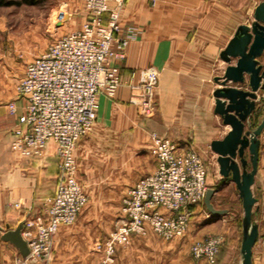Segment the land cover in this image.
<instances>
[{"label":"crops","instance_id":"0c3cea01","mask_svg":"<svg viewBox=\"0 0 264 264\" xmlns=\"http://www.w3.org/2000/svg\"><path fill=\"white\" fill-rule=\"evenodd\" d=\"M259 2L125 1L120 21L136 27L138 33L128 44L126 56L113 61L120 66L123 77L116 95L100 94L95 127L76 146L78 178L89 199L73 224L60 226L50 264H99L104 255L99 244L125 217L121 206L128 188L157 168L150 149L153 131L173 138L182 150L194 146L208 148L217 157L210 143L230 130V125L224 124L214 111L213 90L219 86L214 78L223 74L227 65L220 52L237 27L252 20ZM148 66L158 69L159 82L155 110L146 116L132 101V95L141 69ZM10 101L17 106L15 115L10 113ZM24 105L25 99L18 95L14 84L0 82V224L9 223L11 227L24 218L43 213L45 198L56 191L59 172L54 141L48 142L39 159L21 157L12 150L13 131ZM261 107L256 121L263 114L264 102ZM262 141L253 186L258 197L259 225L264 221V133ZM210 186L217 188L212 198L214 204L216 195L224 188H232L235 200L240 199L242 204L236 184L220 174L209 179ZM217 206L229 212L215 217L205 205L206 209L194 212L188 229L180 237L165 240L151 228L146 235L133 234L129 245L118 248L111 264H180L179 253L188 250L193 240L206 239L230 221L231 207ZM257 246L258 241L253 249V264H262L256 259ZM228 247L222 248L219 264H231ZM21 255L13 243L0 237V264H18ZM183 258L182 264H208L196 259L191 250Z\"/></svg>","mask_w":264,"mask_h":264},{"label":"built area","instance_id":"2783aa9c","mask_svg":"<svg viewBox=\"0 0 264 264\" xmlns=\"http://www.w3.org/2000/svg\"><path fill=\"white\" fill-rule=\"evenodd\" d=\"M82 1L85 21L29 60L16 87L25 105L11 148L21 157L39 159L48 142L54 141L60 160L56 191L45 198L44 215L26 218L23 235L30 253L19 256L18 264L40 257L48 260L60 225L75 222L88 203L78 178L76 146L95 125L100 94L116 95L123 77L113 61L126 56L128 44L138 33L136 27L120 21L126 0ZM158 82V69L148 66L141 69L139 81L133 85L132 101L143 115L155 109ZM9 109L11 114L17 113L15 101L9 102ZM150 149L157 168L130 186L123 197L125 217L107 241L110 260L114 241L129 243L133 233L144 235L151 228L166 240L182 236L195 207L204 202L209 172L194 148L182 150L173 138L153 131ZM224 241L223 234L210 235L192 245V254L214 264Z\"/></svg>","mask_w":264,"mask_h":264},{"label":"water","instance_id":"95a60500","mask_svg":"<svg viewBox=\"0 0 264 264\" xmlns=\"http://www.w3.org/2000/svg\"><path fill=\"white\" fill-rule=\"evenodd\" d=\"M220 57L227 65L223 74L214 78L219 84L213 90L214 111L224 124L230 125V130L222 138L213 139L210 146L217 154L221 177L236 184L242 199V241L236 264H253V249L260 236L258 197L253 186L264 133V111L255 120L264 102V0L255 6L252 20L237 27ZM216 190V187L208 188L204 203L210 214L218 217L229 209L214 205L212 198ZM25 221L26 218L22 219L15 227L0 224V237L27 256L30 247L23 235Z\"/></svg>","mask_w":264,"mask_h":264},{"label":"rangeland","instance_id":"374dc122","mask_svg":"<svg viewBox=\"0 0 264 264\" xmlns=\"http://www.w3.org/2000/svg\"><path fill=\"white\" fill-rule=\"evenodd\" d=\"M61 14L63 15L62 17H60ZM86 18L87 12L82 0H0V82L14 84L16 88L17 83L26 68L27 62L34 58L37 54L45 51L48 45L56 37L64 34L65 32L78 29L81 26L82 21ZM154 106H156V95L154 96ZM194 149L205 161L208 167L210 180L220 174L217 157H215L208 148L194 146ZM80 182L82 183L81 180ZM234 192L235 191L232 188H224L218 195H216V203L214 204L216 207H218L217 204L229 205L231 207L230 221L226 222L224 226L220 225V230L215 233H220L225 236V240L229 246V252L227 253H230L229 257L231 259V264H236L239 261L238 254L240 252L238 253V251H240L242 241L243 208L241 201H239L240 199H237L238 201L235 200ZM198 209L204 210L206 208L205 205L201 203L195 207V211ZM121 210L124 213L123 203ZM42 215H44V211L39 216L41 217ZM123 215L125 216V213ZM120 224L121 223L118 222L107 238L99 244L100 249H102L104 253L99 264H103L105 261H107V264L113 263L116 260L118 248L120 246H127L131 242V240L129 243L114 241V248L112 252L113 257L110 260L107 250V241L111 233L116 231ZM61 225L70 224L62 223ZM260 227L261 230L258 246L256 248V259L264 264V221H262ZM57 233L53 236V245L49 259L46 260L41 257L31 259L28 264L51 263ZM159 237L162 238L161 236ZM193 241L194 242L191 243L192 245L199 240ZM191 244L190 247L192 248ZM190 247L188 250H191ZM188 250L179 253L180 257L178 258V261L180 264L184 261L183 256H185V253Z\"/></svg>","mask_w":264,"mask_h":264},{"label":"trees","instance_id":"16d2710c","mask_svg":"<svg viewBox=\"0 0 264 264\" xmlns=\"http://www.w3.org/2000/svg\"><path fill=\"white\" fill-rule=\"evenodd\" d=\"M262 107H260V109L257 111V113H256V115H259L261 112H262ZM203 204H205L204 202H203ZM226 245H228L227 244V242H226V240L224 241V243L221 245V247H220V250H219V252H218V255H217V261L214 263V264H219V255H220V252H221V250H222V248L224 247V246H226Z\"/></svg>","mask_w":264,"mask_h":264}]
</instances>
